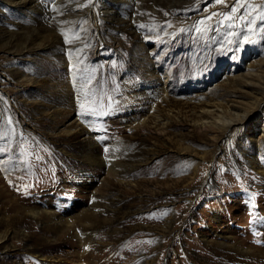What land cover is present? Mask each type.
<instances>
[{
	"label": "rangeland",
	"instance_id": "374dc122",
	"mask_svg": "<svg viewBox=\"0 0 264 264\" xmlns=\"http://www.w3.org/2000/svg\"><path fill=\"white\" fill-rule=\"evenodd\" d=\"M261 16L0 0V264H264Z\"/></svg>",
	"mask_w": 264,
	"mask_h": 264
},
{
	"label": "bare ground",
	"instance_id": "6f19581e",
	"mask_svg": "<svg viewBox=\"0 0 264 264\" xmlns=\"http://www.w3.org/2000/svg\"><path fill=\"white\" fill-rule=\"evenodd\" d=\"M105 5H107V3H105ZM105 8H108V5ZM257 77L262 79V78H264V75L258 74ZM259 82H261V81H259ZM245 85L250 87L254 91V93L260 92L261 94L262 93L264 94V83L263 84L262 83L261 84H255L252 81H249V82H246ZM249 104L251 106L250 109L247 108V110L242 112V113L240 112V110L236 109L235 111H233V113H231V117L229 119H225L224 117H222V121H223L222 127H225L226 129H228L232 126V124L234 125L237 122L240 123V121H244V123L247 125H250V124L252 125L253 123H256L258 120V112L264 111V96L261 98H259V97L254 98V101H250ZM131 124H133L132 121H130V124H128V125H131ZM210 124H212V122L206 123V126H210ZM262 130L264 132V127L262 128ZM259 144H261V141H259Z\"/></svg>",
	"mask_w": 264,
	"mask_h": 264
},
{
	"label": "snow or ice",
	"instance_id": "6c2138e0",
	"mask_svg": "<svg viewBox=\"0 0 264 264\" xmlns=\"http://www.w3.org/2000/svg\"><path fill=\"white\" fill-rule=\"evenodd\" d=\"M223 2H224V0H217V3H223ZM227 19H231V17L229 16V17H227ZM261 19H264V16H261ZM81 107L83 108L84 106L81 105Z\"/></svg>",
	"mask_w": 264,
	"mask_h": 264
}]
</instances>
